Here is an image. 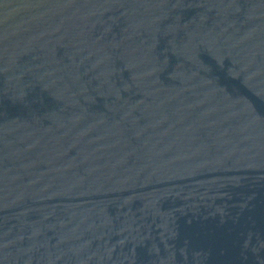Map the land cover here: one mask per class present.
<instances>
[{
    "label": "water",
    "instance_id": "water-1",
    "mask_svg": "<svg viewBox=\"0 0 264 264\" xmlns=\"http://www.w3.org/2000/svg\"><path fill=\"white\" fill-rule=\"evenodd\" d=\"M0 264H264V0H0Z\"/></svg>",
    "mask_w": 264,
    "mask_h": 264
}]
</instances>
